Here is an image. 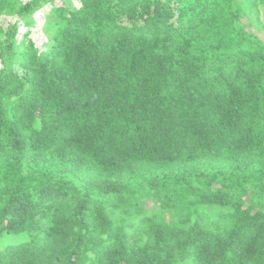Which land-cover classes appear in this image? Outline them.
<instances>
[{
	"label": "trees",
	"instance_id": "1",
	"mask_svg": "<svg viewBox=\"0 0 264 264\" xmlns=\"http://www.w3.org/2000/svg\"><path fill=\"white\" fill-rule=\"evenodd\" d=\"M57 1L0 0V264H264V0Z\"/></svg>",
	"mask_w": 264,
	"mask_h": 264
},
{
	"label": "rangeland",
	"instance_id": "2",
	"mask_svg": "<svg viewBox=\"0 0 264 264\" xmlns=\"http://www.w3.org/2000/svg\"><path fill=\"white\" fill-rule=\"evenodd\" d=\"M63 1L65 5H67V7L74 8L78 6V0H63ZM57 3H60L59 0L57 1ZM48 12H49V6H45L44 8H42L41 10H39L38 12H36L34 15L31 16L32 25L30 28V31H31L30 37L35 42L36 46L38 47L40 51L47 50L50 44L48 41L46 29H45L46 22L48 21L47 19ZM263 16H264V13H263ZM253 19H254L253 16L249 15L242 20V23L244 25H247L249 32L254 33L258 38H260L264 42V27L262 31L260 30L256 31V29L254 28L252 24ZM7 22H8L7 18L4 17L1 19V26L3 29L6 28ZM25 31H26V28L21 25L19 28V35H21ZM2 66H3V62L0 60V69L2 68ZM13 68L19 71L16 64L13 65ZM245 205L246 206L255 205V202L253 201L252 198L247 197L245 199ZM145 207L149 211H153L155 213L158 212L156 204L151 201L145 202ZM18 239L19 238L14 237L12 238V241H16Z\"/></svg>",
	"mask_w": 264,
	"mask_h": 264
},
{
	"label": "crops",
	"instance_id": "3",
	"mask_svg": "<svg viewBox=\"0 0 264 264\" xmlns=\"http://www.w3.org/2000/svg\"><path fill=\"white\" fill-rule=\"evenodd\" d=\"M263 12L260 11V23L256 24V23H253V26L254 28L256 29V31L260 30L262 31L263 30V27H264V18H263Z\"/></svg>",
	"mask_w": 264,
	"mask_h": 264
}]
</instances>
